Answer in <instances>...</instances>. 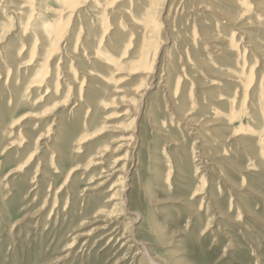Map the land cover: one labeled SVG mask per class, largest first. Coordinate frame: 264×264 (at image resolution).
Here are the masks:
<instances>
[{
  "label": "rangeland",
  "instance_id": "rangeland-1",
  "mask_svg": "<svg viewBox=\"0 0 264 264\" xmlns=\"http://www.w3.org/2000/svg\"><path fill=\"white\" fill-rule=\"evenodd\" d=\"M211 1L212 9L221 7L228 12L231 9L223 2ZM173 3L172 7L169 2L166 3V9L158 20L161 36L157 39L160 46L163 45L158 51V65L162 64L165 70H159L151 79H142L144 77L129 70L130 73L125 71L121 76L115 75L116 79L123 78L115 86L130 93H122L121 98L138 97L132 92L134 87H147L148 92L141 100L138 99L140 105H135L129 112L130 119L123 120L124 117L119 116L123 109H127L124 104L109 109L107 112L110 114L104 121L91 126L94 128L93 135L82 144L85 152L81 149L74 159L68 157L69 149L77 141L67 137L77 136L82 131V124L76 121H73L75 125L69 124L71 109L78 105L74 94L66 105L52 103V106L51 100L44 99L47 97L44 90L34 91L39 92L36 95L30 91L25 93L28 102L19 103L18 107L15 106L16 110L11 106L7 113L4 112L2 117L5 122H14L15 126L9 128L12 134H5L7 140L0 145V264H151L148 257L160 264H264V168L243 154L239 145L236 146L239 155L236 157L230 153L232 157L227 163L221 161L227 153L225 156L217 154L211 146L210 150L203 147L211 152L207 155L210 160L201 163L203 160L199 159L201 154L198 151L202 152L199 147L202 148L204 141L208 139L212 141L211 145H215L213 136L227 133L221 130L222 123L218 120L221 116L207 112L210 105L207 101L212 102L211 98L222 97L223 93L233 95L236 88L226 79L217 80V85L212 84L214 77L209 76V72L204 74L189 64L185 57L189 45L187 39L181 37L183 33H179L192 24H199L200 18L206 17L204 20L211 22L216 15L212 9L205 11L193 7L190 10L194 20H185L190 14L187 13L188 0H174ZM0 15L3 17L8 13L0 9ZM5 24L10 22L0 19V73L7 72L5 47L11 40L12 44L20 42L17 23L11 29H4ZM247 26L245 30L255 29L253 24ZM235 27L236 23L228 21L223 31L219 30L223 41L228 38L234 41ZM236 34L238 39L239 32ZM177 36L180 40L172 49ZM65 50L67 47L61 48L49 61L50 74L54 72L53 75H56L53 68L59 56L62 57L60 64L68 61ZM240 50L241 47H238L224 58L236 59ZM212 51L210 44L202 41L199 56L213 58ZM168 54L176 59L174 67L167 64L171 57ZM251 62L263 77L264 48L251 58ZM70 71L65 70L61 77L66 78ZM188 72L193 86L188 85ZM161 73L164 79L169 74L174 78L180 74L186 76L182 81L189 92L198 96L191 114L201 122V127L191 124L189 129L188 113L186 118L177 116L163 97L160 85L157 91ZM194 74L195 77L192 76ZM0 75V79L3 78L0 81H4L5 74ZM135 81H139L138 87ZM77 85L79 83L73 86V90L78 88ZM259 91L264 93V88ZM38 105L43 109L40 110ZM46 105L50 107L46 108ZM137 113L140 116L135 119ZM26 114L36 118L22 119ZM64 123L70 127L69 135L57 129L65 126ZM161 125L165 129L163 134L157 131ZM133 130L136 135L132 134ZM86 131L90 135L91 132ZM23 134L34 139L24 138ZM135 145L139 149H134ZM93 158L94 165L90 163ZM197 190L202 195L196 194ZM107 215L111 217L106 219ZM114 229L112 239L102 237ZM122 235L125 237L121 238ZM73 241L74 245L68 251ZM139 243L144 244L146 249ZM146 250L149 255L143 261L141 259ZM68 252V257L56 261Z\"/></svg>",
  "mask_w": 264,
  "mask_h": 264
},
{
  "label": "bare ground",
  "instance_id": "bare-ground-1",
  "mask_svg": "<svg viewBox=\"0 0 264 264\" xmlns=\"http://www.w3.org/2000/svg\"><path fill=\"white\" fill-rule=\"evenodd\" d=\"M218 1L225 3L227 7H230V11L228 12L221 7H215L212 9L211 4L213 2L211 0H188L187 13L190 14L185 20H194V17L192 16L194 14L190 10L193 7L205 11L212 9L211 11H214V15L216 16H214V20L211 22L204 20L206 17L200 18L199 24H192V26H188V29L179 33L180 35L183 33L181 37H183L184 40L187 39L186 41L189 45L187 48V55L185 56L189 64L195 68H199V71L204 74L209 72L211 75H208L214 77V82L212 84L217 85V80L226 79L231 81L236 88L233 95L223 93L224 96L222 95L221 97L220 95L216 96L215 99L211 98L212 102L207 101V103L210 104L206 109L207 112H212L221 116L220 119H218L221 120L220 123H222L221 130L227 133H219L216 137L213 136L212 139L216 142L215 145H211L212 141L208 139L203 143L200 141L202 143V148L199 147V149L202 150V152L198 151V153L201 154L199 155V159L201 161L203 160L201 163H206L207 161L204 160L209 159L207 155L210 152H207V150L208 148L210 150L212 147L217 154L225 156L227 153V156H221L222 163H227V161H229L228 159H231L232 157L230 153H234L233 155L236 157L239 155L237 153L238 148L236 147L239 145L242 147L241 150L243 149V154L253 158L255 162H257V165L264 168V93H260L259 91L260 88H264V75L262 77L261 73L258 74L255 70V64L251 62V58H254L257 52L264 48V0H216V2ZM168 2L170 3V7H172V4L174 5V0H0L1 11L8 13V15L3 17L0 15V19L7 20L10 22L9 25H11L9 26L5 24L7 26H5L4 29L12 28L17 23L20 31L18 35L16 34L17 38H20V42L17 41L12 44L11 40L5 47V53L3 51L7 67L5 70L7 72L0 73L5 74V80L0 81V120L3 118V120L0 121L2 122L0 123V145L7 140L5 134L6 136L9 133L10 135L12 134L9 132V128L15 126L14 122L10 123L8 121L10 124L5 122L4 117H2L3 114H5L4 112H6V110L8 111L11 106L15 107L17 105L18 107L19 103L28 102L29 98L27 99L25 93L31 91L32 95H36V93L39 92L34 91H37L38 89L42 90V92L43 90L45 91L44 94L47 95V97H42L46 99V101L51 100L50 105L52 106V103H54V105L57 104V106L66 105L65 103L68 102L72 94L77 98L78 105L75 104L73 106L75 108L72 107L73 109H71L70 113V117L72 116V118H75H70L71 121L69 124L71 126L75 125L73 124V121H76L77 124H82V131H80L77 136L74 135V137H67L68 139L77 141L69 149L70 152L68 157L71 159H74L75 154L81 152V149H83L84 146H82V144L89 141V137L93 135L94 128H91V126L104 121L110 114V112H107L109 109H114L125 104L127 109H123V112L121 111L122 113L119 114V116H123V120L130 119L129 112L132 111V108L135 107V105H140L138 99L141 100V98L147 94L149 88H144V86L143 88L138 87L137 85L139 81H135L138 88L134 87L132 92L138 97L131 96V98L129 96L130 98L123 99L120 97L122 93H130L125 91V89L117 88L115 86L117 81L121 82L123 80L122 77L116 79L115 75L121 76L127 71V73H138L140 76L144 77L142 79H151L152 77H156L159 70H165H163L162 64L161 66L158 65L160 59L158 51L159 47L163 45L161 44L160 46V42H158L157 38L161 36L160 23L158 20L160 14L166 9V3ZM222 19L224 21H222ZM250 20H255V22H251ZM228 21L231 23L233 22L234 24L236 23L232 35L234 41L231 38L223 41V36L219 31L221 29V32L223 31V28L228 25ZM252 24L255 27V29L253 28V31L245 30V27H249L247 25ZM236 32H239L240 35L238 39H236ZM254 32L258 34H255ZM179 36L174 38L175 42H173L172 49L180 38ZM202 41H205L206 44L208 43L212 47L213 58L204 59L199 56L198 52ZM63 47L65 49L67 47V50L65 51L67 57L69 56V59H67L68 61L62 65L60 64L62 57L59 56L57 59L56 56L55 58L58 61H54L55 66L53 68L56 75H53L54 72L50 74L52 70L49 61H52L55 53L61 48L63 49ZM184 47L186 48L187 46ZM238 47H241V50L236 59L224 58L226 54L233 53ZM169 56L171 57L169 61H167V64L174 67L176 59L172 54ZM26 57H29V59L25 60ZM64 60L66 59L64 58ZM71 69H73L72 72H74V74L71 73ZM65 70H69L70 72L66 74V78H62L61 76ZM128 70L130 72H128ZM50 75L51 79L49 80ZM75 75H77L76 78ZM162 75L163 73L159 75L157 91H159L160 87L162 88L161 91L163 92V97L165 96V99L168 101L167 103L174 108V113L177 114V116L178 114L185 116L184 118L188 116V127L191 124L196 126L199 125L201 122L191 114L193 113V105L195 104L196 97L198 99V96H195L191 91H188L186 83L184 80L182 81L186 76L180 74L174 78L171 74H167L168 76L164 79ZM192 76L195 77V74ZM76 83H79V86L77 85L78 88L73 90V86H76ZM192 84L194 85L193 79L189 76L188 72V85ZM158 85H160V87H158ZM59 102L62 104H59ZM35 103L36 102L33 104ZM47 105L46 108L50 107V105ZM183 106L187 109H184ZM14 109L16 110L17 108L15 107ZM41 109L43 108L40 107V110ZM43 113L44 112H42L41 115L40 113L35 114H38L37 116L40 115L41 117ZM187 113L188 115L186 116ZM27 114L22 119H25V117L26 119L27 117L36 118V116L34 117ZM132 114H134V112ZM139 116L140 114L137 113L134 118L138 119ZM184 118L180 117L179 119ZM64 124L65 126L61 125L57 129H59L60 133L65 132L69 135L68 130L70 127L68 124ZM177 125L178 123H176V126ZM85 130H87L86 132H91L89 133L90 135L86 134ZM194 130L196 131L199 129ZM133 131L132 134L135 133L136 135V132ZM157 131L159 133L165 132L163 125L159 126ZM216 131H220V129H217ZM199 132L200 131H197L196 133ZM195 136L200 138L197 134ZM24 138L34 139L33 137L31 138L30 135L28 137L25 136ZM232 139L233 143L230 144ZM9 145L10 144H8V146ZM203 147L207 148V150ZM133 148L136 149L138 147L135 145ZM20 152L21 151H19V154L21 155ZM186 155H188V153ZM7 156L9 157L10 155L8 154ZM30 156L32 157V155ZM88 156L91 155L89 154ZM232 161V163H235L233 159ZM90 163L92 165L95 164L94 158L91 159ZM58 168L59 167H57V169ZM248 172H250V170H248ZM48 180L51 179L49 178ZM202 180L203 178L201 179V182ZM152 190L153 189L151 188L150 192ZM198 193L202 195L197 190L196 194ZM30 196H32V194ZM33 197H35V195ZM33 200L35 199L33 198ZM98 213L100 212L98 211ZM110 217L111 215L106 219H109ZM152 222L155 223L156 221L152 220ZM114 232L115 229L113 231L111 230L109 233H104L105 235L102 237H110L109 239H112ZM120 237L122 238L125 236L122 235ZM74 241L69 244L68 251L72 249ZM139 244L142 245V243ZM142 246H144V244ZM147 254L149 255L146 250L145 255L141 260L144 261L145 256L148 257ZM69 255L70 252L56 261H62L64 257H68ZM148 259L151 264H160L151 257H148Z\"/></svg>",
  "mask_w": 264,
  "mask_h": 264
}]
</instances>
